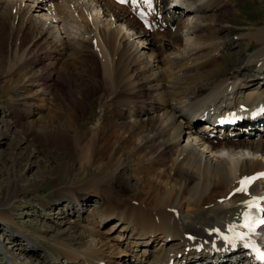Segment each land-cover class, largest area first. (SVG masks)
<instances>
[{
	"label": "bare ground",
	"instance_id": "6f19581e",
	"mask_svg": "<svg viewBox=\"0 0 264 264\" xmlns=\"http://www.w3.org/2000/svg\"><path fill=\"white\" fill-rule=\"evenodd\" d=\"M25 1L0 0V13H2V16L6 20L16 21L20 19L21 24L15 26V28L19 30L25 24L27 30L23 31H29L32 35L31 43L28 44L26 52L21 55V59L26 60L30 54L35 53L36 42H43L41 37L48 44L55 43L56 47L60 46V49L56 50L55 48V50L59 54L68 55L65 59L67 64H69V59L73 60L76 56H90L92 48L90 49L87 46L88 39L85 36L78 39L63 38L60 36L61 32H57L53 25H47V22L43 20L51 19V22H53V19L58 18L65 12L67 13L68 8H72V12L75 15L73 20L78 18L77 20L84 23V25L86 24L87 32L91 35L90 39L93 40L94 37H97V47L103 53V57L107 55V62L103 61L102 63L105 78L109 79V74L112 70L117 74L116 77L118 79H122L121 83L127 86V91L119 90V92H127L126 107L131 112V115L135 117V120L133 122L127 121V123L119 122L120 124H118L115 118H111L113 119V121H110L112 125L111 133L122 136L121 130L126 128L129 144L133 141L137 143L135 141H138V137L142 140L141 144L133 145L134 143H131L133 146L127 148V152L124 151V146L115 148V151H113L115 155H111L105 164L101 163L104 158L101 154L95 160L94 157L82 159L81 170L89 167L90 164L91 167H95L99 174H107L111 169L116 168L115 171L113 170L114 172L104 179L99 175H91L92 182H90L95 185H93L95 190L98 191V187H100L99 193H96V196L100 195V199H102V190L104 189L102 185L104 182H111L110 179L115 176V172L122 168L124 159H127V163L128 160L132 163L137 161L136 166L130 169L136 177L142 178L140 189L136 193L138 197H135L140 199V201H131L130 205L134 206L129 207L127 205V209H119L117 211L118 214H116L115 208L109 209L99 218L97 217L98 213L92 211L88 216L87 226L85 225L86 223L84 224L87 235L81 233L83 235L79 238V241H84V243L86 238L89 241L86 242V246L83 245V248H85L83 250L77 249L78 247L70 242V234L65 235L63 240L56 239V237L54 239L55 248L61 257L64 258L66 264H71L74 260H76V264H83L82 261L86 262V264H100L106 260V257L103 256H107L109 259L108 263L112 264V262L118 263L120 260L115 261L113 259L122 257V255H127V263L125 264H128L130 257H128L129 254L127 252H135L136 250L143 252L148 248H150V251L157 252L155 258L162 256L161 261H163L168 258L169 252L174 247L177 248L182 245V250H184L188 244V240L185 237L186 233L204 235L207 229L209 230L215 225H225L227 222H231L228 219L236 214L235 205L240 202V198L235 195L233 198L227 199V195L239 184V177L242 174L253 173L264 168V157L238 158V171L234 168L236 163L234 164V162L230 161L231 159L227 160V158L223 157L213 159L201 151L188 150L187 145H181V138L186 133L184 131V127H186L190 130V133L194 131L201 134L202 139H205L206 135L207 141H211L209 146L211 149L218 147V149H221L224 146H230L250 148L253 153H264V142L262 141L258 143L248 142L241 137L239 141L218 139L217 143H215L210 139L208 132H205V127L199 129V123H192L187 116V113H191L194 115L193 120L196 117H201L198 115L199 113H194L193 111L197 110L200 102L198 97L206 91H210L208 97H211V93L214 92L217 94V98L219 95L224 97L227 94V96L234 95V99L248 98L256 91L258 92V97H264V40L261 42H257V39L255 40L258 47L252 54L253 56L251 55L241 63H235L232 73L230 71L226 75L220 73L222 59L215 52L221 51L222 41L218 40L217 34H215L216 38H213L212 32L217 28L215 27L218 18L216 13L231 7V4H234L233 1L185 0L183 4L175 8L174 14L176 16L165 14L167 22L174 20V22L178 23L176 35H172L173 32L169 30L151 33L141 28L140 23L130 17V12L126 6L117 5L112 0H52L54 3L50 7H55V12H57L55 16L49 15L47 0H32L31 3L37 2L36 8L43 11V14L40 15L43 17V21L37 18L38 16H33L32 6L26 4ZM191 13L197 14V18L200 21L185 23L183 17ZM91 14L96 15L97 19L103 15V17L110 16L117 22H126L128 28L135 30L134 34L147 40L149 39L150 49L158 55V57H154L155 62L152 63L150 60L143 61L145 58L141 56L139 45L133 41L131 36L121 34L114 29H105L100 26L94 27L93 22L96 17ZM8 23L11 27L10 21ZM182 27L188 28L189 32L194 36L196 44L202 41L206 43L202 45L195 44V46L189 47L185 52L178 54L174 53L173 55V52H170L167 55H173V57L167 64L165 62L169 60L165 58L166 52L171 48L183 45V41L177 33ZM258 34L264 35V30H261ZM258 34L256 33V35ZM50 50L47 51L49 52ZM93 51L98 56V52L95 51L94 47ZM55 53L54 51L50 56L46 55L52 59ZM152 55L149 54L150 57ZM111 61L115 64H112ZM158 62L160 63L158 64ZM253 62L255 66H258L259 63L261 65L257 68V73L253 74L252 78H248L244 71ZM1 64H4L2 60H0V67ZM43 65L45 67V63ZM140 73L143 75L140 76ZM97 76H99V72ZM47 77L51 78V75L43 77L41 74H36L29 81H37L39 86L44 88L51 82L49 81L48 83ZM239 77L242 78V81L237 84L236 80ZM143 79H149V81L147 82ZM59 81H56L57 85ZM62 88H64V91L70 92L67 94L69 99L80 102L68 79L64 80ZM82 92L86 96L90 95L84 90ZM57 95L58 97H64L63 94H61L62 96L60 94ZM138 95L142 100L138 99ZM136 97L137 101L134 100ZM231 100L232 98H230ZM62 104L64 105V102L60 103V105ZM121 109H123L122 106H120L119 110ZM159 111H162L161 116ZM178 116L184 118V124L177 122ZM161 117H164V119H161ZM262 121H264V117ZM70 126L71 123L66 126L67 129ZM96 128L99 130L98 127ZM138 128L141 129L140 132H138ZM230 130L236 131V136H243L246 133L245 131L243 133V130H245L243 126ZM257 131L261 132V134L264 133V129L258 130L255 124L249 129L250 133ZM48 132L46 130V133ZM78 134L85 136L81 133ZM94 136L95 133H93L92 137L94 138ZM92 137L91 141L93 143ZM164 138L167 139L163 140ZM135 147L137 149H133ZM101 150L106 153L103 147H101ZM187 152L191 153L184 157L183 153ZM192 154H194V158H191ZM107 156L109 155L107 154ZM13 193L11 188L8 189V194L4 193L2 200H13ZM73 196L75 198L71 197L72 200L74 199L76 203L81 204V198L85 195L76 196L73 194ZM221 197L225 199L221 200ZM141 200L144 201V204L140 203ZM111 203L113 202H109L108 206H112ZM150 203H153L154 206L149 207ZM155 205L160 206L156 207ZM101 208L102 205L99 209ZM5 215L9 216V214L7 215L0 211V219L6 220L4 221L5 223L13 220L9 217L5 218ZM113 217L117 219L115 224L118 225L119 234L116 237H112L115 242L110 244L109 253L103 255L106 254V249L103 250L101 248L102 244L101 247H98L99 238L97 237L95 226H99ZM119 230L126 232V235L128 233V236L123 239ZM129 230L130 232H128ZM168 236H172L169 243L166 241ZM184 242L186 243L183 244ZM164 248L166 249L163 250ZM197 257L195 255L187 256L180 261L185 260L187 264H191L190 260L192 258L204 260L202 256L200 258ZM223 264L227 263L224 262Z\"/></svg>",
	"mask_w": 264,
	"mask_h": 264
},
{
	"label": "rangeland",
	"instance_id": "374dc122",
	"mask_svg": "<svg viewBox=\"0 0 264 264\" xmlns=\"http://www.w3.org/2000/svg\"><path fill=\"white\" fill-rule=\"evenodd\" d=\"M31 1L27 0L25 3L32 6L30 5ZM240 1L241 5L235 9H233L235 4H231V7L224 11L215 12L218 17L215 25L217 28L212 32L213 38H216L215 34L218 35L219 26L222 24L225 25V29L219 31L224 38H233V34L238 31L251 34L247 37L251 38L242 41L236 40L233 44V65L238 64L239 61L242 62L247 56L246 47L248 45L251 48L249 54L256 49L253 47L256 46L254 40L257 39V42L264 40V35L258 34L256 31L257 29L264 30V0ZM39 13H43V11L36 9L32 12L33 16ZM94 16L96 17V15ZM74 17L72 8H68L67 13L58 17L64 19L63 23L61 21L58 22L60 24L52 22V24H58L57 26L53 25L54 29L59 33L61 31L60 36L66 39H78L85 36L88 39L87 46L92 48V51L90 56H76L73 60L69 59V64H67L65 59L68 55L59 54L56 51L60 49V46L56 47L55 43L48 44L42 37L43 42H36L35 53L30 54L29 59L22 60L21 55L26 52L28 44L31 43L32 35L29 31H23L27 30L25 24L22 26L23 29L15 28L21 24L20 19L6 20L0 13V60L4 62L0 67V211L9 214V216L5 215V218L13 219L8 223L4 222L6 220L0 219V243L13 248L22 257L31 259L33 264H66L64 258L55 248L54 239L56 237V239L63 240L65 235L70 234V242L74 243L78 247L77 249L83 250L86 242L89 241L86 238L84 243V241H79V238L83 235L81 233L87 235L84 224L86 223L87 226L88 216L92 211H96L99 218L109 209L115 208V212L118 214L119 209H127V206L124 207L125 205L134 206L130 205L131 201H140L135 197H138L136 193L140 189L142 178L136 177L130 169L136 166L137 161L132 163L128 160L127 163V159H124L122 168L115 172V176L110 179L111 182H104L102 185L104 188L103 190L101 188L102 199H100V195L96 196L100 187L96 191L90 177L94 174L104 179L116 168L111 169L107 174H99L94 166L91 167V164L82 170L80 168L82 159L94 157L95 160L101 154L104 157L101 163L105 164L111 155H115L113 152L115 148L124 146V151L127 152V148L137 143L141 144L142 140L139 141L141 138L138 137V141H135L137 143L133 141L131 142L134 143L133 145L129 144L126 128L121 130L122 136L111 133L110 121H113L111 118H115L118 124L123 120L132 119L123 112L116 114L112 107L117 101L113 98L116 94L113 92L114 86L118 88L117 94L120 93L119 90L125 91L127 86L121 83L122 79H118L117 74L112 70L109 79L105 78L103 64L98 59L100 57L95 58L97 55L93 51L91 35L87 32L86 24L81 23L77 20L78 18L73 20ZM37 18L42 20L43 17L39 15ZM196 18H189V22L191 20L200 21L199 18ZM43 20L47 22V20ZM112 23L109 16L98 19L96 17L93 22L94 27L100 26L105 29L110 28ZM117 26L131 34L125 24L118 23ZM57 27H61L60 31ZM180 34L184 36L185 45L179 51H183L191 44H196L195 41L192 42L193 36L186 37L185 28L181 30ZM136 41L140 42L142 46L147 45V40L144 38L141 40L137 38ZM148 44L150 48L149 39ZM140 47L139 45L141 56L145 58L143 61L148 60L145 52L150 53V51L148 48H142V51L145 49V52H142ZM54 51L57 53L54 58H48V55L50 56ZM177 51L172 49L170 52ZM151 55L152 58L158 57L156 53H151ZM171 57L173 55L169 56L166 52L165 58L169 61L165 63L168 64L172 60ZM232 62L226 61L225 66L220 65V73L223 74L230 68L232 69L234 67L233 65L230 67ZM43 63H45V67ZM66 64L67 66H65ZM112 64L115 63L112 62ZM98 72L99 76H97ZM254 72L253 67H248L246 73L251 76ZM36 74H41L43 77L51 75V78L47 77L48 83L52 82V84L49 83L51 87L48 84L47 87L42 88L37 81H29ZM65 79H68L80 102H75L67 97L70 92L64 91L62 88ZM56 81H59L60 85H57ZM83 90L90 95L82 94ZM57 94H63L64 97L62 95V97H58ZM137 97L134 100L141 99L140 96L138 99ZM61 102H64V105H60ZM124 105L127 106V101ZM69 123L71 126L67 129L66 126ZM46 130L49 132L46 133ZM137 130L141 131L139 128ZM78 133L85 136H80ZM93 133H95L94 138L92 137ZM197 139H199L197 135L192 134L185 139V142L191 140L197 142ZM101 147L105 149L106 153H103ZM133 149H137V147ZM201 152L203 151L201 150ZM244 153L250 157L253 156L252 150L235 147H224L207 156L213 159L223 156L237 164L238 158L242 157ZM88 180L89 182H87ZM10 188L14 192L13 200H2V195L8 194ZM73 194L76 196L85 195L81 198V204L72 200ZM109 202H113L112 206H108ZM140 203L144 204V201L141 200ZM100 205H102L101 209H99ZM151 206L154 204L150 203L149 207ZM116 220V217H113L101 223L100 227L95 226L99 238L98 247H101L102 244L101 248L106 249L107 254L110 244L115 242L112 237L119 234L118 225L115 224ZM122 231L119 230L124 239L128 233L126 235V232ZM103 257L107 258V256ZM114 260L122 261L123 259L116 257ZM107 261L109 262V259ZM72 263L76 264V260ZM82 263L86 264L84 261Z\"/></svg>",
	"mask_w": 264,
	"mask_h": 264
},
{
	"label": "snow or ice",
	"instance_id": "6c2138e0",
	"mask_svg": "<svg viewBox=\"0 0 264 264\" xmlns=\"http://www.w3.org/2000/svg\"><path fill=\"white\" fill-rule=\"evenodd\" d=\"M119 3L126 4L131 2L132 5L139 7L141 4L146 5L149 11H155L154 3L155 0H118ZM141 16H145L146 13L144 11L140 12ZM150 27V25H148ZM264 177V173L258 174V176H251V177H243L239 181V187L235 189L236 193L248 194L250 185L253 184L258 178ZM264 200V197H253L251 200H246L243 203L246 207L251 209H256L257 211H264L261 209V201ZM242 218V223L236 224L231 223L227 226V232L231 233L232 235H225L224 232L221 231L220 228L212 229V232L219 234L225 241L229 243H235L237 240L245 241L246 238H250L251 234H254L257 230L258 226L264 225V218H254L250 211H246L240 214ZM237 229H246V232L238 231ZM248 246H254L249 243ZM259 251V249H257ZM260 258L264 259V252L260 253Z\"/></svg>",
	"mask_w": 264,
	"mask_h": 264
},
{
	"label": "flooded vegetation",
	"instance_id": "af4514ba",
	"mask_svg": "<svg viewBox=\"0 0 264 264\" xmlns=\"http://www.w3.org/2000/svg\"><path fill=\"white\" fill-rule=\"evenodd\" d=\"M232 71H233V68L230 70V72L232 73ZM230 72H229V74H230ZM222 75H226V73L225 74H222Z\"/></svg>",
	"mask_w": 264,
	"mask_h": 264
}]
</instances>
